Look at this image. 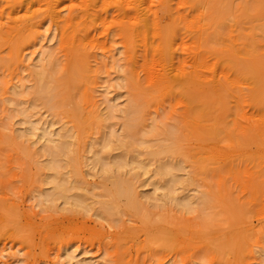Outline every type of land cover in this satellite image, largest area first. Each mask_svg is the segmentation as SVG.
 Returning <instances> with one entry per match:
<instances>
[{
  "label": "rangeland",
  "instance_id": "rangeland-1",
  "mask_svg": "<svg viewBox=\"0 0 264 264\" xmlns=\"http://www.w3.org/2000/svg\"><path fill=\"white\" fill-rule=\"evenodd\" d=\"M230 48L264 53V0H0V264H264V145L232 130L258 104ZM195 59L216 94L177 80ZM30 119L77 160L50 169Z\"/></svg>",
  "mask_w": 264,
  "mask_h": 264
},
{
  "label": "bare ground",
  "instance_id": "bare-ground-1",
  "mask_svg": "<svg viewBox=\"0 0 264 264\" xmlns=\"http://www.w3.org/2000/svg\"><path fill=\"white\" fill-rule=\"evenodd\" d=\"M162 7H164V6H162ZM133 9L134 10H132V11H134V13H136V15L138 13L140 14L141 9H140L139 6H134ZM166 10H167V8H166ZM145 19L146 18H143L141 21H139V22H141V26L138 28V32L141 35H144L145 32L147 31L148 27H149L148 26L149 22H147L149 19H146V20ZM150 22H151V20H150ZM230 49H231V56L235 58V61L237 63L236 64L237 67H240L242 69V71L247 72L245 74L247 75V77L249 79H251V82H252L253 86L255 87L254 88L255 92H254V95H253V100L258 104V109H257L258 113H256V114H248L249 116L248 115L245 116L244 117L245 122L244 121H240L239 119L236 118L233 121V125H232L233 129L232 130H233V132L246 133L245 136H244L245 139H250V135L249 134L254 132L255 134H257L258 139L264 145V53L252 52V54L250 55V52L248 51V53H246L245 56H244V55H239V53L237 54L234 51V49H232V48H230ZM225 52H227V51H225ZM43 53H44V51L41 52V55H43ZM42 60H43V58L41 59V61ZM195 60H194L195 63L193 65V67H191L193 69L187 70L185 68L186 66L180 69V74L178 76L179 78L177 80L179 82H181V81L182 82H188V83L192 82V85L194 84L193 86H196V91H198L201 95L205 93L207 95V97H208V94L209 95L210 94H213V95L216 94L219 91L221 84L220 83L217 84L218 82L214 83V82L209 81L208 79H210V78L205 77V75H203L204 76L203 77L202 74L198 72V70L203 73L202 66H204L206 62L204 63L201 60H197V59H195ZM185 61H187V60H185ZM171 62H173V60ZM182 63H181V65H182ZM43 64H45V63H43ZM234 64H235V62H234ZM38 76H39V87H41V91H48V92L53 91L54 86L52 87L51 84H46V82H45V78H46L45 74L44 73H39ZM174 81H176V80H174ZM193 86L191 88L194 89L195 87H193ZM184 87L186 88V86H184ZM24 90H25V88L23 90H20V92H18V93L22 94V93H24ZM41 91L39 90L38 93L41 94L42 93ZM204 96L205 95L202 96L201 101L204 100V102H206V98L207 97L206 96L204 97ZM48 101H50V98L48 99ZM116 105H118V104L116 103ZM116 105L112 104V103L109 104V109L110 110L108 111L109 113L108 112L106 113L107 117L102 112H101V114H98V115L96 114L95 116H92V117L93 118L97 117L98 121L102 122V121H104V119H108V116L110 114L111 109H114L116 107ZM122 111H125V110L123 109ZM24 113H26L27 117H31L32 115H35V113L30 111L28 109V107L24 108ZM255 115H256V117H255ZM89 116L82 117V127H81L82 131L86 130V128L84 127L85 123H87L90 119H92V117H89ZM202 116H203L202 115V111L199 109V111H197V117H202ZM36 122H39V119H37V120L30 119L29 123H28L29 125H28V128H27V131H29L28 132L29 134H35V135H36V133L38 131V133H37L38 139L41 142L40 146L38 145V148L40 150L43 149V150H46V152L48 150V152H49L50 149H53V150H51V154L53 156H55V157H53L51 155L53 157L52 159H54V160L49 163V168L54 163L58 164L57 166H59V168H61L63 166V164H64L63 163L61 165V163L64 160L69 161V162L77 160L78 155L75 156L74 155L75 153H73V155H71V153H70L71 151H69L72 142L67 139V135L65 133H63V132L55 133V131L50 128L51 125H44L45 123L44 124L42 123L43 124V126H42V124L41 125H37ZM117 137L120 138V135H118ZM104 138H103V140L101 142L102 148L108 150L112 146V140L109 139L107 136L104 137ZM50 141L55 143L54 146H53L55 149L51 148V146H49L48 142H50ZM90 146H91V148L93 147L92 146V142H91ZM105 153L106 152L101 153L100 151H95L92 156H88L86 161H88L89 164H92L93 166H98L99 165L101 167H104V169H105V166L108 163H110V165H113L115 167L121 166L120 162L117 160L116 157L113 159V161L111 160V162L105 163L104 162L105 161V157H106ZM57 156H60V157L56 158ZM262 157L264 158V152H262ZM145 160L146 159H144L142 157H137V158L133 159L132 161L138 163V165L140 167H142L145 171H147V167H148L147 165L149 164V162L145 163ZM263 161H264V159H263ZM156 163H157V166H156V169L154 170L155 174L156 175H168L170 177V179L173 181V183H175V181L178 179L177 178L178 177V173H176V171L180 168V166L176 162H174L173 160L168 159V158L158 160V162H156ZM53 167H51V168L54 169L56 166L54 168ZM105 171L107 172L109 170L105 169ZM115 183H116V186L118 187L119 183H118L117 180H116ZM120 183L122 184V181H120ZM56 184H57V182H56ZM61 186H62V188H60ZM63 186L64 185L62 183H58L57 184V187L60 188V191L63 194V196H66L65 193H64V190H67V189H65L66 187L63 188ZM55 187H56V185H55ZM59 188H58V190H59ZM43 195H44V193H43ZM75 257H76L75 255H73V256L71 255V259H73ZM75 263L76 264H95L94 262H87L86 259L76 260Z\"/></svg>",
  "mask_w": 264,
  "mask_h": 264
}]
</instances>
